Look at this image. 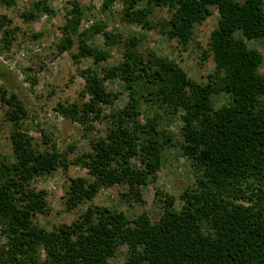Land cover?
<instances>
[{"label":"trees","instance_id":"obj_1","mask_svg":"<svg viewBox=\"0 0 264 264\" xmlns=\"http://www.w3.org/2000/svg\"><path fill=\"white\" fill-rule=\"evenodd\" d=\"M105 1L108 6L116 0ZM123 1L128 4L125 19L148 29L156 8H170L163 33L183 44L217 11L218 27L210 35L207 55L203 54L212 59L214 69L207 83H199L176 62L152 50L141 52L138 37L105 31L106 48L122 45V61L105 69L103 76L92 68L81 70L90 102L60 104L59 111L84 124L91 112L100 117V104L112 103L113 95L104 87V80L111 78L122 80L132 103L112 111L111 117L118 120L110 131L90 141V151L79 160L90 177L70 179L65 207L71 210L92 201L103 187L117 183L127 185L123 194L127 201L139 199L142 187L157 180L170 141L160 137L163 113H180L183 150L198 167V186L180 196L178 208L174 195L158 191L164 211L157 221L146 212L130 220L117 208L90 205L76 221L47 231L36 221L50 210L47 191L32 183L59 169L67 171L69 157L44 132L49 149H37L23 130L29 115L25 102L15 91L0 88L12 146V158H0V264H110L122 245L128 248L126 264H264L263 55L244 41V37L264 38V0H145L142 7H136L139 0ZM70 3L57 51L68 52L77 45L72 54L76 61L85 57L96 64L107 61L109 50L85 39L88 32H101L105 26L95 24L81 31L83 7L76 0ZM14 4L15 0H0V6ZM40 13H54L47 0L35 2L32 10L20 15L33 21ZM11 24L6 14L0 15L5 46L15 34ZM238 31L242 37L236 36ZM215 92L228 93L230 102L214 109L210 97ZM141 98L148 104L146 111L141 109ZM153 105L163 113L151 112ZM136 158L140 166L133 164Z\"/></svg>","mask_w":264,"mask_h":264},{"label":"rangeland","instance_id":"obj_2","mask_svg":"<svg viewBox=\"0 0 264 264\" xmlns=\"http://www.w3.org/2000/svg\"><path fill=\"white\" fill-rule=\"evenodd\" d=\"M39 0H15L11 7L0 6V15L6 14L12 21L15 34L9 46L1 42L0 31V88L15 91L20 95L29 109L28 118L24 120L23 130L33 138L37 149L45 151L49 146L43 141V132L60 146L69 157L67 171L57 170L53 175L36 178L32 185L47 191L46 197L49 212L36 217V221L47 231H52L62 224L76 221L90 205H101L124 211L132 220L138 214L146 212L152 221H157L164 211V203L159 202L156 193L167 192L177 198L176 207L181 205L180 196L186 191L196 189L200 172L184 152L186 144L182 130L183 121L180 113L168 116L153 105L151 112L159 110L163 113L160 123V137H169V144L163 150V159L157 180L142 187L139 199L127 201L123 194L127 192L125 183H117L103 187L92 201L78 205L74 209L65 207L66 191L70 179L75 177L89 178L88 169L79 161L82 155L90 151L92 139L106 136L118 118L111 117V112L124 109L132 103L131 91L119 78L104 80L106 91L113 95L111 104H100L101 114L98 117L91 112L86 123L74 121L59 111V105L69 107L73 104L83 105L90 102V96L84 94L85 80L81 70L92 68L100 76L104 70L117 65L123 58V47L116 44L111 48L104 45V32L122 34L124 38H139V50L147 54L150 50L178 64L186 74L199 83H207L214 69L212 59L207 55L210 35L218 27L217 11L196 26L193 39L183 44L176 39H169L163 33L162 22L170 17L172 10L168 7L156 8L148 29L138 23L125 19L128 7L123 0H116L106 6L105 0H76L83 7L81 31L88 30L98 24L105 26L101 32H88L85 39L98 48L108 49L111 57L104 62L95 63L92 58L85 57L76 61L72 54L77 52V45L71 51L59 53L57 44L62 34L60 26L65 22L73 0H47L54 10L53 14L40 13L33 21H26L20 14L32 10L33 4ZM145 5L139 0L136 7ZM236 36H243L240 31ZM249 48L259 50L263 55L260 72L264 75V38H246ZM39 70H41L39 72ZM36 82H34L35 80ZM140 99L141 109L146 111L148 104ZM214 109L228 104L231 96L226 92H215L210 97ZM264 97L260 98L263 103ZM152 106V105H151ZM150 112V113H151ZM145 121V116H140ZM11 125L5 119V106L0 102V158H12ZM140 166L139 159L132 160ZM128 248L122 245L110 264H126Z\"/></svg>","mask_w":264,"mask_h":264}]
</instances>
